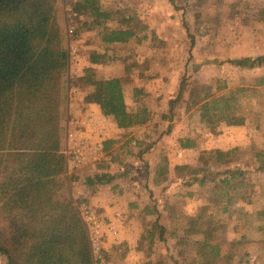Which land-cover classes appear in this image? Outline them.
<instances>
[{"label": "rangeland", "instance_id": "rangeland-1", "mask_svg": "<svg viewBox=\"0 0 264 264\" xmlns=\"http://www.w3.org/2000/svg\"><path fill=\"white\" fill-rule=\"evenodd\" d=\"M78 1L58 0V17L69 55L68 113L70 87L74 85L84 94L89 89L72 74L76 62L70 64L71 41L67 28L72 14H77L73 18L79 39L75 43L76 48H80L82 36L93 29L100 31L103 37L102 28L91 27L90 18L75 10ZM101 5L105 10L118 13L114 20L108 21L109 29L124 30L130 24L137 33V38L124 46L110 48L106 61L114 64V74L125 79L124 94L129 111L134 113L146 108L150 112V120L141 126L137 142H130L122 151L116 147L112 153L113 163L117 165L114 171L126 174L120 177L121 181L118 179L111 183L114 193H124L126 183L129 187L138 188L139 192H134L133 197L144 200V208L132 212L129 218L125 217L127 212L122 213L118 222L104 217L100 209L87 201L73 198L78 211L82 204H87L101 221L102 248L99 254L92 250L95 261L97 264H122L127 254L124 247L128 242L121 240L120 236H125L123 230L132 228L137 234V248H142L141 255L144 256L140 263L135 260L131 264H206L208 255L198 253V245L204 235L194 225L199 214L205 212L214 223L211 243L220 248L217 263L227 264L230 253L232 259L237 256L238 264L249 263L248 258L252 255L248 245L251 242L241 241H252L246 233L242 237L243 231L252 227L253 213L246 210L252 208L243 206L245 211L242 212V206L237 200V203L231 202V198L250 200L255 195L262 196L264 200V84L260 85L264 81V69L249 71L219 64L228 59L264 54V0H102ZM124 19L129 20V24L122 23ZM208 61H214L216 65L203 66ZM184 78L187 91L183 99L171 107L170 100H175ZM206 86L212 87L213 98L229 95L238 98L236 114L250 126L243 133H231L250 139L255 146L251 153L249 144L247 150L233 148L237 149L236 152L221 162L217 160V152L209 151L202 159V168L217 178L208 186L192 191L188 187L177 186L169 175L163 182L159 173L167 163L165 154L175 149L179 136L204 138L207 134L211 138L228 132L225 131L227 126H231L228 123L208 127L200 121L202 105L197 103V97L203 95ZM223 86L226 88L221 89ZM241 89L243 91H239ZM75 109L73 116L83 119L80 107ZM164 115L167 116L165 120ZM131 137L132 133L126 138L130 140ZM155 145L157 151L151 153L159 157L160 166L149 172L145 152ZM66 166L70 193L72 177L90 171L89 175L80 174L83 182H74L87 185L89 178L95 175L91 168H87L90 166L78 170L69 169L67 162ZM175 172L181 174L177 168ZM231 173L236 176L232 185L244 183L240 187L241 192L220 183ZM149 176L151 180H147ZM156 176L161 179L159 182L152 180ZM190 196H202L200 206L192 202ZM149 233L155 234L152 241ZM263 251H258L262 255V263ZM250 259L252 262V257ZM0 264H7L1 254Z\"/></svg>", "mask_w": 264, "mask_h": 264}, {"label": "trees", "instance_id": "trees-1", "mask_svg": "<svg viewBox=\"0 0 264 264\" xmlns=\"http://www.w3.org/2000/svg\"><path fill=\"white\" fill-rule=\"evenodd\" d=\"M101 1L80 0L75 10L90 18L91 27L103 29L105 44H127L137 38L129 20L121 21L130 26L124 30L107 27L118 13L103 9ZM58 13V0H0V254L7 264H97L66 175L69 55ZM106 58L96 53L91 60L106 64ZM225 64L249 71L264 69V54L228 59L219 65ZM208 65L216 63L208 61L203 66ZM80 80L92 88L86 102L98 105L104 116H112L120 129L149 122L148 109L129 111L124 78L97 79L88 68ZM187 86L184 78L175 100H170L171 107L183 99ZM212 90L206 86L197 97L202 105L200 121L208 127L245 125L246 120L236 114L238 98H213ZM180 144L192 147L190 138L181 139ZM236 150L218 151L217 160H226ZM177 169L181 172L177 186L206 187L217 178L204 168ZM168 173L165 166L159 175L167 180ZM234 174L220 183L241 192L244 183L232 185ZM80 180L77 174L70 182ZM113 180L109 174L97 173L88 185ZM213 224L205 212L194 221L204 235L198 253L208 255L206 264H218L220 255V248L211 243ZM148 237L152 241L155 234Z\"/></svg>", "mask_w": 264, "mask_h": 264}, {"label": "crops", "instance_id": "crops-1", "mask_svg": "<svg viewBox=\"0 0 264 264\" xmlns=\"http://www.w3.org/2000/svg\"><path fill=\"white\" fill-rule=\"evenodd\" d=\"M80 40V51L77 55V61L73 65L72 74L74 77L81 78L84 74V71L88 68H91L94 70V73L96 75L97 79H114V78H122V76H119L117 74L113 73L114 64L112 65V62H106V64H100V63H93L91 58L94 54L99 53L101 55H107V52L112 47H119L124 46L125 44H105L102 41V36L100 31H96L95 29L88 32V34H84ZM116 67V66H115ZM86 87V86H84ZM83 88V86H82ZM89 88L87 90V93L84 94L83 91L79 90V93L74 97V99L70 103V110L68 115L70 114L72 118L74 117L73 114L76 112L77 107H80V110L83 114V119L85 117H88L90 115L95 116L97 119H99V123H96L94 129L86 128V130H82L79 133V136L81 138H85L89 140L90 146H91V155L88 157V163L86 166H90L87 168H91L93 174H109L115 182L120 177H124L125 175H122V173L118 171H114L115 169V163H113L115 160H113L112 153L113 150L118 147L120 151L126 148L127 145L131 142L133 144V141L137 142L139 140L137 133H139V130L141 126H136L129 129H120L115 119L112 116H104L102 114V111L100 110V107L96 104H90L86 102V96L88 93L91 92L92 88ZM75 118V117H74ZM247 126L249 128V124H245L244 126H237L239 128H235L236 126H227L224 134L216 135L214 137H211L206 134V137H191L186 136L182 137L179 136L176 138L175 143V149L168 151L165 154L166 159V166L168 167V175L172 178L170 180H174L175 183L178 181L180 177V173L178 174L175 172V169L179 166H188L190 170L192 169H198L203 167L202 159L204 156L207 157V154L209 151H215V152H227L232 150L233 148H242L244 150H247V145L249 144V151L251 153V150L254 148L255 143L250 141V139H242L236 134H232L231 132H245L247 129ZM221 127V126H220ZM257 128V127H256ZM217 129V128H216ZM132 133V137L130 140L126 137H128L129 134ZM78 134V133H77ZM136 134V135H135ZM135 136V137H133ZM126 138V139H125ZM190 138L192 147L191 148H182L180 144L181 139ZM100 146V147H99ZM257 146V145H256ZM157 148V145L153 147H149L146 152V160L147 164L150 169H148L149 172L152 170H155L160 166V159L159 157H155V150ZM256 151V150H255ZM151 152H154L152 155ZM254 156V155H253ZM256 156V155H255ZM99 160V161H98ZM156 161L155 163L153 162ZM258 160V158H255V161ZM98 161V162H97ZM104 161V162H103ZM103 162V163H102ZM102 163V166H101ZM165 165V164H164ZM224 165V164H223ZM117 166V165H116ZM90 171L82 172L79 174L83 175H89ZM147 180H151L150 176L147 177ZM83 177H81V180L79 182H83ZM156 182H159L161 179H158L157 176L152 179ZM121 181V179H120ZM122 181H124L122 179ZM166 182L167 180H163V182ZM128 182V181H127ZM75 185V186H73ZM127 187H124V193H114L113 187H111L110 184L105 185H84L79 183H72L71 187V196L74 199H80L87 201L92 206L100 209L101 214L111 220H116L119 222L120 218L119 216H122V213H126V218H129L132 215V212L138 211L141 208H144V200L142 199H134V192H139L138 188L129 187V185L126 183ZM192 191H198L203 187L200 186H193L188 187ZM192 197V198H191ZM192 202L196 203L198 206H200L202 196H190ZM238 202L239 206H242L240 211H245L243 209V206H250L252 209H246L250 210L251 213H253V218L251 220V229L248 231H243V234H248L250 236V240L245 241L242 240L241 242H251L249 246V251L251 252V255L248 260L249 263L246 264H264V257H263V263H262V255L260 252H258L260 249H264V200L262 196H255L253 195V198L250 200H243L241 198H231V202ZM236 202V203H237ZM203 204V203H202ZM141 213V212H140ZM144 216V215H143ZM134 221V220H129ZM127 223V221H125ZM236 226V225H235ZM123 234L120 236V239L126 240L128 244L124 247L126 250V258L122 260V264H131L135 260L140 263L141 257L144 255H141V249L137 248L136 245V236L137 234L132 230L125 229L123 230ZM139 236H142L141 234ZM126 243H124L125 245ZM260 244V245H259ZM247 246V247H248ZM264 253V251H263ZM264 255V254H263ZM228 256H230V260L227 264H238L236 261L237 256H235L233 259L232 253H230ZM252 257V262L251 258ZM233 260V261H232Z\"/></svg>", "mask_w": 264, "mask_h": 264}, {"label": "built area", "instance_id": "built-area-1", "mask_svg": "<svg viewBox=\"0 0 264 264\" xmlns=\"http://www.w3.org/2000/svg\"><path fill=\"white\" fill-rule=\"evenodd\" d=\"M77 14L73 13L68 23V35L70 38V64L76 62V57L80 51V48L75 47V43L79 41L77 28L73 25V18H76ZM73 44V46H71ZM79 93V89L74 85L69 89V99L72 101L74 97ZM99 119L95 116H88L84 119H78L69 114L67 118V140L66 155L69 169L78 170L86 166L88 163V157L91 155V146L89 140L81 138L79 133L86 128L94 129L96 123H99ZM78 133V134H77ZM100 147V146H99ZM99 161V160H98ZM97 161V162H98ZM79 212L88 228L89 237L91 242L92 250L95 254H99L102 248V231L101 221L97 215L93 212L87 204H82L79 208Z\"/></svg>", "mask_w": 264, "mask_h": 264}]
</instances>
